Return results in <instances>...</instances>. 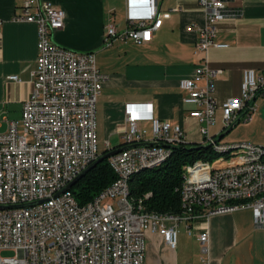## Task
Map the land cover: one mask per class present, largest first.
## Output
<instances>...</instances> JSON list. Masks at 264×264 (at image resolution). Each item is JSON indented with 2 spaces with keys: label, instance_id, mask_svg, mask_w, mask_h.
<instances>
[{
  "label": "built area",
  "instance_id": "built-area-1",
  "mask_svg": "<svg viewBox=\"0 0 264 264\" xmlns=\"http://www.w3.org/2000/svg\"><path fill=\"white\" fill-rule=\"evenodd\" d=\"M198 2L206 19L199 29L195 52L209 46H227L215 41L217 23L238 17L239 11L230 8L227 0ZM136 5L138 9L132 13ZM126 6L134 24L119 29L111 8L104 24L107 45L116 39L147 42L161 25L157 0H126ZM64 17L62 8L40 0H23L21 12L13 16L14 20L36 23L37 55L31 71L32 89L23 101L20 120L8 119L6 129L0 131V252L14 251L10 255L0 253V264H144L145 231L158 232L174 249L179 225L131 215L127 199L121 198L120 178L131 164L154 160L170 143L183 140V131L179 124L153 116L151 135L147 137V130L137 124L134 107L126 103L125 147L107 157L116 177L92 199L78 203L70 188H64L102 152L98 145L96 102L107 75L98 69L93 51L73 50L53 40L52 33L63 27ZM218 71L199 64L193 76L179 80V87L185 92L183 101L193 105L188 115L199 123L200 142L241 143L253 148V155L183 165V199L203 201L218 188L247 187L246 196L255 198L256 206L245 208L251 209L254 226L264 229V159L256 158V151L263 149L264 144L220 142L208 131L217 106L212 90ZM8 78L20 81L17 74ZM259 96H264V69H243L239 93L219 105L224 126L240 118L248 119ZM240 110H244L241 115ZM137 200L141 198L136 199V205ZM193 223L194 220L184 219L186 232L191 235ZM196 238L200 260L208 264L207 225Z\"/></svg>",
  "mask_w": 264,
  "mask_h": 264
},
{
  "label": "crops",
  "instance_id": "crops-1",
  "mask_svg": "<svg viewBox=\"0 0 264 264\" xmlns=\"http://www.w3.org/2000/svg\"><path fill=\"white\" fill-rule=\"evenodd\" d=\"M40 1H49L65 12L63 27L53 31V40L73 50L93 51L98 69L107 75L96 102L101 151L123 144L128 128L124 107L129 102L136 111L137 124L147 130V137L151 135L150 119L154 116L179 124L185 142H200L199 123L188 115L193 105L183 101L185 92L179 87V80L193 76L199 64L219 70L213 78L212 95L217 103L214 122L208 125L209 133L217 139L228 128L223 124L220 103L239 93L243 69H264V0H227L230 8L239 11L238 17L217 23L215 41L227 46H209L199 52H195V43L206 17L198 0H157L162 22L153 31L151 40L135 43L116 39L109 45L104 41V24L111 8L119 29L134 24L128 18L126 0ZM22 5L23 0H0L1 126L8 119L21 117L23 101L32 89L37 27L32 21L13 19ZM136 9L137 5L132 13ZM188 25L192 28L188 29ZM10 74H17L20 81L9 79ZM257 98L250 117L235 123L250 122L260 114L264 98L259 104ZM243 112L240 110L239 114ZM217 140L231 142L224 137ZM207 143L216 146L215 142ZM235 145L242 144L223 147ZM191 220H194L192 239L186 243L182 235L174 249L158 232L146 230L144 264H203L196 236L204 225L209 230L208 264H264V229L254 226L250 208L201 213ZM178 225L186 231L184 221Z\"/></svg>",
  "mask_w": 264,
  "mask_h": 264
},
{
  "label": "trees",
  "instance_id": "trees-1",
  "mask_svg": "<svg viewBox=\"0 0 264 264\" xmlns=\"http://www.w3.org/2000/svg\"><path fill=\"white\" fill-rule=\"evenodd\" d=\"M234 124L235 122L231 124V128ZM235 146L219 150L210 143H187L184 140L170 143L169 152L162 162L142 167L132 173L129 178L128 198L135 209L138 208V211L143 214L168 215L180 219L186 212L181 196L183 165H190V163H197L204 159H237L239 151L233 148ZM106 150H102L101 153ZM115 177L116 174L110 166L108 158L105 157L98 160L75 181L70 187V191L78 203H85L111 183ZM137 198H141V200H137L136 205ZM214 207H223L222 212L230 211L228 210L230 209L229 204H217ZM193 208L190 217H197L201 213L207 214L208 212V209L202 207Z\"/></svg>",
  "mask_w": 264,
  "mask_h": 264
},
{
  "label": "bare ground",
  "instance_id": "bare-ground-1",
  "mask_svg": "<svg viewBox=\"0 0 264 264\" xmlns=\"http://www.w3.org/2000/svg\"><path fill=\"white\" fill-rule=\"evenodd\" d=\"M207 143V142H205ZM233 144H241V143H233ZM216 146H214L216 149L222 150V149H228L229 147H223V146H228L232 144H219L215 143ZM219 145V146H218ZM234 149H241L239 151V156L238 158H249L253 155V148H247L244 144L240 146H235L233 147ZM168 148L166 151H163L160 153L157 158L154 160H142L139 161L135 164H131L123 173L120 178V194L121 198L127 199V209L128 212L131 215H144L147 216L148 220L150 222H160L163 219L169 220L171 223H175L178 225L179 221H184L185 220H191L192 218L195 217H190L191 213L193 212V207H202L205 209H208L207 214H215L222 212L223 207H214V205H226L229 204L230 206V211L232 210H238L241 208L247 207H254L256 206V199L251 198V196H246L247 195V187H238L237 189H225V188H218L214 190V195L212 197H208L204 199L203 201L200 200H184V189L181 190V196H182V203L185 208V213L184 215L179 219L177 217H172L168 215H157V214H143L139 212L138 208L135 209L133 203L129 200L128 195H129V178L132 175V173H135L134 171L142 168V167H148V166H153L156 163L162 162L168 154ZM256 158L257 159H264V148L257 150L256 151ZM141 211V210H140ZM205 215V214H204Z\"/></svg>",
  "mask_w": 264,
  "mask_h": 264
},
{
  "label": "rangeland",
  "instance_id": "rangeland-1",
  "mask_svg": "<svg viewBox=\"0 0 264 264\" xmlns=\"http://www.w3.org/2000/svg\"><path fill=\"white\" fill-rule=\"evenodd\" d=\"M264 97H258L257 102H259L263 99ZM20 120V118H19ZM248 122V123H247ZM6 129V124L3 123L2 126H0V131H4ZM23 129L22 123H19L18 130L21 132ZM227 128L224 129L223 132L224 138L231 139V142H252V143H260L264 144V107L260 114L257 115L254 119H252L250 122L249 121H244L240 120L237 123H235L231 129H229L226 132ZM222 137V138H223ZM241 149H238L240 151ZM112 201L113 199H106ZM207 212V210H206ZM193 232V231H192ZM184 235L186 238V243H189V240L192 239L193 234H188L182 226L178 227V237H177V245L180 242V239ZM1 254L5 255H10L13 254L14 251L11 249H5L0 252Z\"/></svg>",
  "mask_w": 264,
  "mask_h": 264
},
{
  "label": "water",
  "instance_id": "water-1",
  "mask_svg": "<svg viewBox=\"0 0 264 264\" xmlns=\"http://www.w3.org/2000/svg\"><path fill=\"white\" fill-rule=\"evenodd\" d=\"M231 128V125L227 128L226 131H228ZM224 134L221 133L217 136V139L221 138V136ZM169 146V145H168ZM124 145H119L117 147H113L110 149H107L105 152L101 153L96 159H94L89 165H87L79 174H77L66 186L64 189L70 188L75 181H77L87 170H89L98 160H101L105 157H108L109 155H111L112 153H115L119 150H121L122 148H124ZM63 189V190H64Z\"/></svg>",
  "mask_w": 264,
  "mask_h": 264
}]
</instances>
